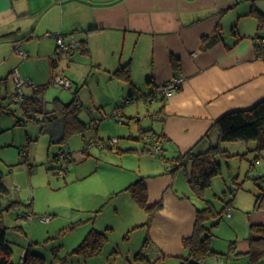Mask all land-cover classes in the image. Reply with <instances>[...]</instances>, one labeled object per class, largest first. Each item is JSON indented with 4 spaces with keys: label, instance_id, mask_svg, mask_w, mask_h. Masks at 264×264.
<instances>
[{
    "label": "crops",
    "instance_id": "obj_1",
    "mask_svg": "<svg viewBox=\"0 0 264 264\" xmlns=\"http://www.w3.org/2000/svg\"><path fill=\"white\" fill-rule=\"evenodd\" d=\"M57 33H74L86 41L66 57L76 64L75 73L79 70L76 78L87 80L95 69L98 79L93 93L97 96L129 98L131 105L157 84L184 76L176 93L150 104L161 128L152 129V136L154 132L158 136L145 149L156 153L152 144L160 140L161 162L145 164L141 175L148 204L163 202L149 227L144 255L181 264L187 255L183 240L192 235L200 206L180 191L178 170L172 172L173 163L168 161L191 149L206 151L210 142L218 140L215 121L219 117L264 99V47L259 44L264 0H0V92L18 62L16 47L38 52L32 61L41 57L52 59L53 69L59 65L51 56ZM173 56L180 58L179 68L173 66ZM127 64L133 84L114 74ZM75 89L79 96L80 87ZM33 94L34 90L26 93L27 97ZM222 146L235 155L247 150L255 155L258 142L226 141ZM261 154L264 160V150ZM185 162L193 165L190 158ZM188 189L193 191L191 186ZM258 193H254V208ZM253 223H264V212L251 218L243 242L234 241L235 247L232 244L228 251L213 247L219 254L204 264L248 262Z\"/></svg>",
    "mask_w": 264,
    "mask_h": 264
},
{
    "label": "rangeland",
    "instance_id": "obj_2",
    "mask_svg": "<svg viewBox=\"0 0 264 264\" xmlns=\"http://www.w3.org/2000/svg\"><path fill=\"white\" fill-rule=\"evenodd\" d=\"M29 48L24 45L19 48L27 53L25 57L13 49L18 62L0 92V109L5 107L0 112V168L6 173L10 188L2 198V212L13 248V262L22 264L30 248L44 256L45 264H61L63 258L67 260L65 264H175L170 258L162 262L144 255L148 213L127 189L141 178L145 164L161 162V151L151 153L145 149L153 142L152 129L161 128L153 115L155 107H150L153 101L140 95L128 105L129 98L97 96L93 93L98 79L95 69L87 80L79 75L76 78L79 70L75 73L76 64H71L66 56L62 55L53 69L52 59L40 57L32 61L39 55ZM15 69L25 80L46 84L41 96L48 110L53 109L57 98L71 101L79 86L77 104L80 118L87 123L85 131L74 133L66 143H52L50 135L40 130L37 119L19 122L18 119L25 120L27 116L22 104L13 101L17 91ZM58 75L72 77L73 87L54 83L53 78ZM23 90L28 93L33 88L25 85ZM117 107L124 122L112 116ZM112 138L119 142L111 146ZM105 141L104 147L100 145ZM216 142H210L208 148ZM61 151L72 155L74 160L66 161V154H62L57 161L55 156ZM248 151L232 157L218 155L222 172L212 179L204 199L188 189L192 163L185 162L177 169L180 191H186L200 207L210 200L220 209L226 201L235 199L231 206L233 217L224 216L213 230L211 245L220 250L228 251L236 240L243 242L251 218L264 212L254 208V193L261 191L260 185L264 187V178L259 183L255 180L264 176V160L260 157L252 166L254 153ZM168 162L174 164L177 160ZM62 167L66 168L65 176L58 174ZM92 230L105 235L101 252L89 256L75 253Z\"/></svg>",
    "mask_w": 264,
    "mask_h": 264
},
{
    "label": "trees",
    "instance_id": "obj_3",
    "mask_svg": "<svg viewBox=\"0 0 264 264\" xmlns=\"http://www.w3.org/2000/svg\"><path fill=\"white\" fill-rule=\"evenodd\" d=\"M86 41H81V45ZM263 46L264 45H261ZM173 66L179 68L181 66L180 58L173 56ZM117 76L125 78L129 83L133 84L131 78V69L129 64L121 66L114 73ZM46 88L38 86L32 96H29L22 103V107L26 113L27 119H18L19 122H26L28 119H37L40 123L41 131L50 135L52 143H66L68 139L78 132H84L87 123L79 116L80 106L77 104L78 89H75L74 98L69 102H63L60 99L55 100L53 109L48 110L46 102L41 96L42 91ZM155 88V87H154ZM153 88V89H154ZM152 89V90H153ZM152 90L150 92H152ZM149 92V93H150ZM149 93L143 97L147 98ZM157 100H166L163 97ZM5 109L1 108L0 112ZM218 130V140L216 144L210 146L206 151L195 152L194 149L189 150L176 158L177 162L172 164V172H176L190 158L193 162L192 170L188 174V180L191 188L197 195L204 199L205 190L211 186L212 179L222 172V164L218 160V155L224 157H232V154L222 146L226 141H251L256 140L258 146L255 149L256 154L252 158V166L255 165L257 159L262 156L264 150V99L258 101L249 108L237 109L223 114L215 121ZM154 131V130H152ZM153 135L156 137L157 133ZM158 136V135H157ZM153 137V136H151ZM154 138V137H153ZM112 148V147H111ZM65 151L55 156L58 161ZM66 161L72 162V155L65 156ZM6 173L0 168V264H15L12 260L13 248L7 238V227L3 221V205L2 198L7 195L10 188L5 180ZM264 176H257L256 182L263 179ZM261 186V185H260ZM129 189L133 197L144 207L148 213L146 225L148 228L153 221L156 212L162 207L163 202L159 201L154 205L148 204V191L143 178L132 183ZM234 198L229 199L218 209L210 200H206L204 207L197 208V216L192 235L185 237L183 244L187 250V255L182 259L181 264H204V261L210 256L219 254L211 245L213 230L224 219V213L228 209ZM255 209H264V187L257 194ZM225 215H227L225 213ZM105 235L97 230H92L82 243L74 250L75 253H81L86 256L97 255L101 252L104 244ZM250 247L246 253L250 264H263L264 262V223H253L249 232ZM235 247V242H233ZM232 247V248H233ZM56 259V257H55ZM67 260L63 258L61 264H65ZM22 264H45L44 256L36 251L28 248L23 257Z\"/></svg>",
    "mask_w": 264,
    "mask_h": 264
},
{
    "label": "built area",
    "instance_id": "obj_4",
    "mask_svg": "<svg viewBox=\"0 0 264 264\" xmlns=\"http://www.w3.org/2000/svg\"><path fill=\"white\" fill-rule=\"evenodd\" d=\"M54 36L57 39V47L55 53L53 54V60L55 63L59 62V58L62 55L71 56L81 47V41L75 37L74 33L68 35H65L63 33H57ZM259 44L264 45V33L259 37ZM19 48L20 47H16L15 50H18L19 53H21L24 57L27 56V53H24L23 50H19ZM13 76L17 84V91L13 94V101L22 104L27 98V95L24 92L23 87L25 85H29L32 86L33 90L35 91L38 89L39 85H36L32 80H25L17 69L13 71ZM184 80H185L184 76L176 75L171 80L157 84L155 88L152 90V92L149 93L147 99L150 101H155L160 97L168 99L182 87ZM53 82L56 84L63 85L64 87L67 88L73 87V82L69 78H66L61 75L54 77ZM112 116L117 118L120 122H124L121 117L119 109L114 110ZM153 137L155 136L153 135ZM117 142H118L117 138H112L110 139L109 144L113 145L116 144ZM106 144L107 143L105 141V142H101L100 145L104 147ZM161 149H162V142L160 140L154 141V143L152 144V151L157 152L160 151ZM58 174L59 176H64L66 174V168L62 167L58 171ZM226 214L227 216H231L232 215L231 210L228 209ZM27 217L31 218V215H27ZM219 264H229V263L221 261ZM238 264H250V263L245 262Z\"/></svg>",
    "mask_w": 264,
    "mask_h": 264
}]
</instances>
